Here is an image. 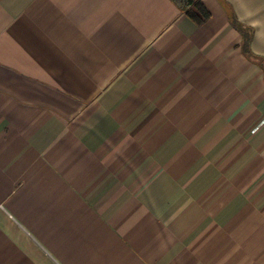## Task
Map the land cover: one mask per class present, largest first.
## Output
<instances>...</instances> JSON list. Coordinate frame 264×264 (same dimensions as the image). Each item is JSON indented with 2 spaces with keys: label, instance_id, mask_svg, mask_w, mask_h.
<instances>
[{
  "label": "crops",
  "instance_id": "crops-1",
  "mask_svg": "<svg viewBox=\"0 0 264 264\" xmlns=\"http://www.w3.org/2000/svg\"><path fill=\"white\" fill-rule=\"evenodd\" d=\"M0 0V264H264V0Z\"/></svg>",
  "mask_w": 264,
  "mask_h": 264
},
{
  "label": "trees",
  "instance_id": "trees-1",
  "mask_svg": "<svg viewBox=\"0 0 264 264\" xmlns=\"http://www.w3.org/2000/svg\"><path fill=\"white\" fill-rule=\"evenodd\" d=\"M182 13L188 16L192 21L200 26L210 17L211 12L205 6L202 0H171ZM232 25L242 34L241 48L243 53L254 63L258 64L264 72V57L254 54L251 43L254 37V29L242 22L234 13L230 14Z\"/></svg>",
  "mask_w": 264,
  "mask_h": 264
}]
</instances>
